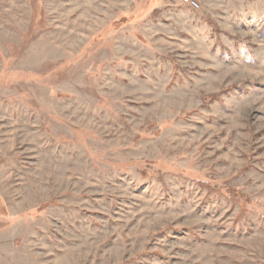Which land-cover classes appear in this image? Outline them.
<instances>
[{"label":"rangeland","instance_id":"374dc122","mask_svg":"<svg viewBox=\"0 0 264 264\" xmlns=\"http://www.w3.org/2000/svg\"><path fill=\"white\" fill-rule=\"evenodd\" d=\"M194 1L0 0V264H264V0Z\"/></svg>","mask_w":264,"mask_h":264},{"label":"built area","instance_id":"2783aa9c","mask_svg":"<svg viewBox=\"0 0 264 264\" xmlns=\"http://www.w3.org/2000/svg\"><path fill=\"white\" fill-rule=\"evenodd\" d=\"M187 4H190V5H192V6H197V3H196V1H194V0H184Z\"/></svg>","mask_w":264,"mask_h":264},{"label":"trees","instance_id":"16d2710c","mask_svg":"<svg viewBox=\"0 0 264 264\" xmlns=\"http://www.w3.org/2000/svg\"><path fill=\"white\" fill-rule=\"evenodd\" d=\"M230 192V191H229Z\"/></svg>","mask_w":264,"mask_h":264}]
</instances>
